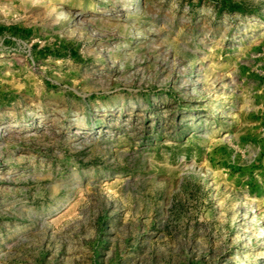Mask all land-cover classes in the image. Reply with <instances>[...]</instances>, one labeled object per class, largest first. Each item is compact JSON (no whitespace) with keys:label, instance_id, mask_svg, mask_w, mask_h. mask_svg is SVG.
I'll return each mask as SVG.
<instances>
[{"label":"rangeland","instance_id":"374dc122","mask_svg":"<svg viewBox=\"0 0 264 264\" xmlns=\"http://www.w3.org/2000/svg\"><path fill=\"white\" fill-rule=\"evenodd\" d=\"M0 264H264V0H0Z\"/></svg>","mask_w":264,"mask_h":264}]
</instances>
